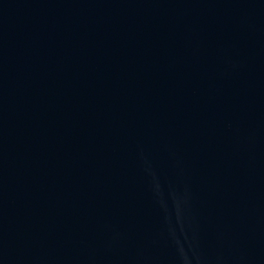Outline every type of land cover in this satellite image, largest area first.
I'll return each instance as SVG.
<instances>
[{
	"label": "water",
	"instance_id": "1",
	"mask_svg": "<svg viewBox=\"0 0 264 264\" xmlns=\"http://www.w3.org/2000/svg\"><path fill=\"white\" fill-rule=\"evenodd\" d=\"M0 264H264V0H0Z\"/></svg>",
	"mask_w": 264,
	"mask_h": 264
}]
</instances>
